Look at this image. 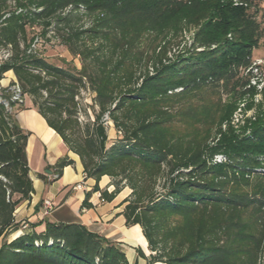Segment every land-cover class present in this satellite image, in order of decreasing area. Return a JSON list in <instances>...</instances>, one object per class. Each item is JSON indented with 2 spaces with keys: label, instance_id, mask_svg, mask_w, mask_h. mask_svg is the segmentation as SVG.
I'll return each instance as SVG.
<instances>
[{
  "label": "trees",
  "instance_id": "16d2710c",
  "mask_svg": "<svg viewBox=\"0 0 264 264\" xmlns=\"http://www.w3.org/2000/svg\"><path fill=\"white\" fill-rule=\"evenodd\" d=\"M189 30V46L169 56ZM263 30L264 0H0V80L12 71L11 84L94 180L80 209L94 192L110 202L130 189L120 215L139 225L147 264H264V114L242 138L220 130L233 99L254 93L251 54ZM38 37L57 39L72 60L48 61ZM106 121L118 135L110 145ZM27 137L0 103V264H130L81 223L35 231L42 222L22 219L25 231L15 220L34 193ZM72 164L60 158L56 176ZM102 176L111 191L99 188Z\"/></svg>",
  "mask_w": 264,
  "mask_h": 264
},
{
  "label": "crops",
  "instance_id": "0c3cea01",
  "mask_svg": "<svg viewBox=\"0 0 264 264\" xmlns=\"http://www.w3.org/2000/svg\"><path fill=\"white\" fill-rule=\"evenodd\" d=\"M11 82H16L15 76L12 71H7L0 80V87L6 88ZM12 112L16 124L28 133L25 148L27 159H29L31 148L37 153L35 167L33 169L29 167V177L32 180L34 193L29 201L22 202L15 209V220L24 219L30 225L42 222L34 228L35 231L43 230L44 221L81 223L89 230L105 236L121 247L130 246L129 251L124 250L130 264H147L150 251L139 225L125 226L124 218L120 215L124 206L120 204L128 196L130 189L125 187L110 202H101L96 192L92 193L88 199L92 207L80 209L85 193L91 190L95 182L91 178H84L78 156L68 151L60 136L47 126L28 96L24 95L23 104L14 105ZM113 133L115 135V130ZM64 156L72 160L73 164L63 167L61 175L57 177L54 165ZM47 168L50 173L45 171ZM109 183L110 178L102 176L98 186L103 189ZM76 185L79 187L77 188ZM112 189V186L107 188L108 191ZM45 199L52 201L53 209L49 214L40 218L42 201ZM24 230L30 231L31 228ZM136 249H140L145 257H140Z\"/></svg>",
  "mask_w": 264,
  "mask_h": 264
},
{
  "label": "rangeland",
  "instance_id": "374dc122",
  "mask_svg": "<svg viewBox=\"0 0 264 264\" xmlns=\"http://www.w3.org/2000/svg\"><path fill=\"white\" fill-rule=\"evenodd\" d=\"M192 30L185 31L181 36L174 39L171 43L168 55L177 54L182 51L184 47H188L191 42ZM35 48L38 49L41 55L48 61L62 65L63 61H71V55L59 44V41L55 38H50L47 41L40 37L37 38L35 43ZM1 58V54H0ZM251 60L253 64L259 66L257 70L253 69L254 76L250 78V85L254 88L253 94H245L237 99H233V111L228 120L224 121L220 125L221 131H226L228 128L242 138V134L246 135L249 132L248 124L249 121L254 120L258 115L264 114V30L263 37L260 39L259 45L252 51ZM73 63L79 68V62L77 59H73ZM178 90V89H177ZM91 95L89 92H82L81 99L83 104H91ZM222 103H227L230 101L231 97L223 95ZM88 116L91 117V110L87 108ZM248 121V122H247ZM106 132H107V144L110 145L115 141L118 135L113 133L112 122L106 121ZM219 135H217L218 137ZM225 160L222 154L216 155L213 158V162L220 163ZM37 162L36 150L31 148L29 154L28 165L33 169ZM101 225V224H100ZM105 228V226H103ZM15 235V232L11 233L8 238L11 239ZM120 246V245H119ZM121 247V246H120ZM123 251H129L131 248L128 245L121 247ZM137 250V249H136Z\"/></svg>",
  "mask_w": 264,
  "mask_h": 264
},
{
  "label": "built area",
  "instance_id": "2783aa9c",
  "mask_svg": "<svg viewBox=\"0 0 264 264\" xmlns=\"http://www.w3.org/2000/svg\"><path fill=\"white\" fill-rule=\"evenodd\" d=\"M6 89H7V92H9V97H7V98L3 97L0 94V103L5 107V109L7 111L12 112L14 105H22L23 104V96L21 95L20 88L16 83L15 84L9 83L6 87ZM76 187L78 188L79 185H76ZM96 195L99 198V200L101 202H103L102 199L100 198V193L98 191L96 192ZM52 209H53L52 201L48 200V199L43 200L40 218H43L44 216L49 214L52 211ZM21 225H22V228H26L27 222L22 220Z\"/></svg>",
  "mask_w": 264,
  "mask_h": 264
},
{
  "label": "water",
  "instance_id": "95a60500",
  "mask_svg": "<svg viewBox=\"0 0 264 264\" xmlns=\"http://www.w3.org/2000/svg\"><path fill=\"white\" fill-rule=\"evenodd\" d=\"M45 171L50 173V170H49L48 168H47V169H45Z\"/></svg>",
  "mask_w": 264,
  "mask_h": 264
},
{
  "label": "bare ground",
  "instance_id": "6f19581e",
  "mask_svg": "<svg viewBox=\"0 0 264 264\" xmlns=\"http://www.w3.org/2000/svg\"><path fill=\"white\" fill-rule=\"evenodd\" d=\"M18 235V233H15V236Z\"/></svg>",
  "mask_w": 264,
  "mask_h": 264
}]
</instances>
